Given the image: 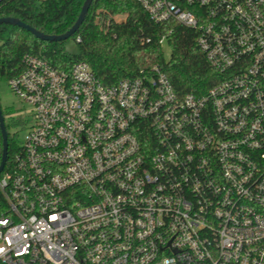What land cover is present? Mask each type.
I'll return each mask as SVG.
<instances>
[{"label":"built area","instance_id":"obj_1","mask_svg":"<svg viewBox=\"0 0 264 264\" xmlns=\"http://www.w3.org/2000/svg\"><path fill=\"white\" fill-rule=\"evenodd\" d=\"M137 2L196 31L221 79L179 95L157 65L106 86L25 55L0 264H264V0Z\"/></svg>","mask_w":264,"mask_h":264},{"label":"trees","instance_id":"obj_2","mask_svg":"<svg viewBox=\"0 0 264 264\" xmlns=\"http://www.w3.org/2000/svg\"><path fill=\"white\" fill-rule=\"evenodd\" d=\"M84 3L85 0H7L0 9V18L15 17L45 34L62 35L75 24ZM118 16L125 20L116 21ZM197 37L196 31L174 22L155 24L137 0H94L83 25L71 38L79 48L77 55L67 51V41L45 42L19 27L0 26V79L18 77L23 71L24 56L30 54L60 71L69 72L76 63L86 62L106 86L136 78L157 65L177 94L202 96L221 77L198 49ZM165 43L170 48L169 59L163 49ZM6 127L9 133L7 124ZM18 149L9 133L7 168ZM1 156L0 144V162Z\"/></svg>","mask_w":264,"mask_h":264},{"label":"rangeland","instance_id":"obj_3","mask_svg":"<svg viewBox=\"0 0 264 264\" xmlns=\"http://www.w3.org/2000/svg\"><path fill=\"white\" fill-rule=\"evenodd\" d=\"M125 17L118 16L116 21L121 22ZM66 49L72 55L79 53V48L73 39L66 42ZM167 59L170 58V48L163 45ZM0 103L5 113L6 124L9 126V133L17 145H21L28 130L33 126V108L22 100L11 88L8 79H0Z\"/></svg>","mask_w":264,"mask_h":264},{"label":"water","instance_id":"obj_4","mask_svg":"<svg viewBox=\"0 0 264 264\" xmlns=\"http://www.w3.org/2000/svg\"><path fill=\"white\" fill-rule=\"evenodd\" d=\"M93 1L94 0H85V3L82 7L81 13L77 21L69 31H67L65 34L62 35L45 34L15 17L0 18V26L7 24V25H13L19 27L31 33L35 38L45 42H65L70 40L79 31L80 27L83 25L89 13ZM0 137H1V145H2V156L0 162V174H1L5 169L9 157V133L6 127L5 117L3 114L1 103H0Z\"/></svg>","mask_w":264,"mask_h":264}]
</instances>
